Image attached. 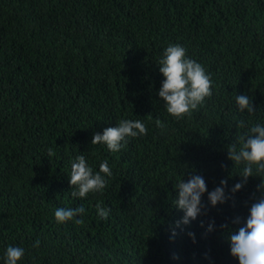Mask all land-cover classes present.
<instances>
[{
	"label": "trees",
	"instance_id": "obj_1",
	"mask_svg": "<svg viewBox=\"0 0 264 264\" xmlns=\"http://www.w3.org/2000/svg\"><path fill=\"white\" fill-rule=\"evenodd\" d=\"M169 42L213 81V94L179 119L157 95L156 61ZM235 93L257 112L237 111ZM125 117L147 132L115 153L90 143ZM258 118L264 0H0V253L23 246L22 264H238L220 225L243 222L260 177L215 207L205 192L201 214L174 237L183 213L173 185L195 170L208 190L221 178L230 188L240 177L226 146L244 130L237 121ZM79 151L94 167L107 159L112 175L103 191L73 198L69 160ZM98 202L111 208L107 218ZM58 206L82 207L80 222L56 223Z\"/></svg>",
	"mask_w": 264,
	"mask_h": 264
},
{
	"label": "clouds",
	"instance_id": "obj_2",
	"mask_svg": "<svg viewBox=\"0 0 264 264\" xmlns=\"http://www.w3.org/2000/svg\"><path fill=\"white\" fill-rule=\"evenodd\" d=\"M156 63L163 77L157 95L162 100L163 108L172 117L179 119L191 114L193 110L204 104L206 97L213 94L211 74L200 61L187 54L182 44L169 42L162 48ZM234 104L241 113H245V110L247 114L257 112L253 98L247 93H235ZM237 124L244 130L226 146V152L233 168H237L234 175H238L240 179L228 188L227 179L221 178L219 184L208 190L203 175L195 170L187 175L184 172L173 185L174 195L171 203L173 207L181 210L183 215L173 222L172 236H175L176 228L191 223L201 214L204 209L201 197L205 192H207L208 205L215 207L217 204H224L229 199V193H235L247 184L250 176H258L260 181L256 185L257 194L248 207L243 222L241 223V217L237 215L232 218V223L237 224L238 227L232 229L227 223H222L220 227L229 229L226 238L230 255L238 261V264H264V119L258 118L249 124L239 120ZM156 126L162 129L165 125L157 119ZM147 130L145 122L141 119L120 118L114 125L93 132L90 143H98L115 153L130 138L142 136ZM69 164L68 183L71 185L73 198H83L89 193L103 191L107 178L112 175L107 159L100 160L98 167H94L88 162L84 152L79 151L70 158ZM232 176L231 171L229 178ZM226 188H228L227 192ZM96 211L101 218H107L111 208L98 202ZM81 212H83L82 207L58 206L54 209L53 215L58 224L68 220L79 223ZM214 226L213 219L207 224L206 230L212 231ZM188 235L195 239V233L190 231ZM38 245L37 239L33 242V246ZM25 251L20 245H5L0 253V264H22Z\"/></svg>",
	"mask_w": 264,
	"mask_h": 264
}]
</instances>
